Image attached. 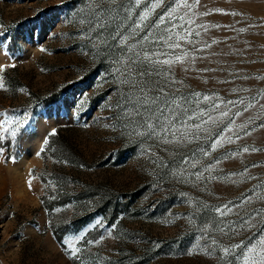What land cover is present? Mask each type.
I'll return each mask as SVG.
<instances>
[{
    "label": "rangeland",
    "instance_id": "1",
    "mask_svg": "<svg viewBox=\"0 0 264 264\" xmlns=\"http://www.w3.org/2000/svg\"><path fill=\"white\" fill-rule=\"evenodd\" d=\"M153 3L0 0V264H245L248 249L264 253V0H189L191 13L177 7L183 0H161L137 29ZM169 12L184 17V29H173L180 21ZM176 33L185 37L181 47L169 48ZM122 39L136 52L164 53L161 60L187 52L195 62L170 73L129 65ZM129 68L151 73L149 87L191 101L188 115L219 117L209 103L197 105L195 93L235 106L224 104L229 116L198 139L165 144L127 115L135 102ZM49 94L55 102L33 108ZM248 104L255 107L244 112ZM225 137L232 142L211 148ZM189 159L195 167L184 164ZM224 205L233 211L221 217L215 209Z\"/></svg>",
    "mask_w": 264,
    "mask_h": 264
},
{
    "label": "snow or ice",
    "instance_id": "2",
    "mask_svg": "<svg viewBox=\"0 0 264 264\" xmlns=\"http://www.w3.org/2000/svg\"><path fill=\"white\" fill-rule=\"evenodd\" d=\"M112 2H115V0H112ZM161 2V0H156V3L152 4V8L149 11H145L139 16V21L134 22L135 27L137 29H140L144 22L149 19L150 11L155 10V8L158 6V4ZM198 2V0H197ZM135 3L137 5L140 4V0H135ZM183 7L188 9L189 13H191V9L193 5L189 3V0H183V4L177 6ZM173 12L175 10H172ZM216 11H222L220 9H217ZM195 15V13H192ZM208 13H202V15H207ZM235 15L236 13H230ZM167 19L170 20H179L180 23L173 24L174 28H180L184 29L185 26V20L184 17H176L172 15V12H169ZM166 20L165 16H161L159 18L160 24H163ZM187 24H192L194 21L187 20ZM98 26L101 28L103 27L102 24H99ZM204 27V26H200ZM216 27H219V25H216ZM173 29H168V32H171ZM207 27H204V31H207ZM247 29L245 28H239L238 31L240 33L245 32ZM196 36H200V32L196 31L194 33ZM193 35V30L191 28L186 30L185 36L191 37ZM120 39V35L116 37ZM185 37H181L179 33H176V41L175 43H169L168 47L172 49H178L181 47L179 40L184 39ZM145 40H147V37H144ZM169 41H171L173 38L172 36L168 37ZM121 42L125 45L128 52L131 53V57H135V59H132L131 57L128 60L129 65L134 64H149L152 66L161 65V66H167V71L170 73L172 67L179 63L182 66L188 62V63H194L195 57H189V54L185 52L182 56H176L174 59H160V55H165L164 53H157L156 51H148L145 49H142L141 52H136L135 48L137 45L128 46L127 41L125 39H122ZM157 43L159 41H156ZM139 43V42H137ZM188 43L192 44L193 41L191 39H188ZM218 43L217 40L213 39L211 41V44L204 43L201 48H199V51H203L205 48H210L212 44ZM237 54H239L240 50H234ZM228 53H225L227 55ZM203 58V57H201ZM184 71H187L188 68L184 67ZM222 71H226V69H221ZM199 71H216V69H200ZM151 73L147 72H134L130 68L127 70V82L131 85L133 89H135V102L132 106V112L127 113V115L131 116L132 113H135L136 117H139L142 126L147 129V135L148 136H154L157 139L161 140L165 144H179V143H188L191 139H198L199 133L201 132H207L208 129L206 125L209 123H215L217 119L228 117L229 111L222 110V106L224 104H232L235 106L234 101H227V102H220L216 103V101L219 99L216 96H208V95H202L201 93H195L194 94V100L197 105L201 103V101L209 103L211 105V108L213 110H216L219 112V117H212L210 112L199 110L196 113H193L192 115H188V110L184 107L185 104L190 103L191 101L186 100L183 96H180L177 98L176 96L172 95L171 93L165 92L164 86H157L155 88H151L148 86L147 77L150 76ZM157 76L163 75V72L157 70L156 71ZM249 77L244 76L243 79H248ZM170 83H180L176 80H171ZM232 91H236V89H232ZM176 92H179V89H176ZM155 93V95H153ZM163 97V99H161ZM171 97V98H170ZM242 104L243 101H240ZM163 105V107H161ZM255 105L248 104L247 107L244 109V112H247L249 108H253ZM261 107H264V104L261 105ZM140 109H143V112L140 111ZM244 112L237 111L233 113V115L237 117H242L244 115ZM144 113H147L145 116ZM158 113V114H157ZM207 116V120H204L203 117ZM182 117H185V119H181ZM198 119L201 120V123L199 124H189L190 121ZM234 123V121H231ZM10 123V122H6ZM28 123L27 120L24 121V124L26 125ZM23 126V125H20ZM241 127H245V125H240ZM229 132H231V129H228ZM139 135H145L144 132L138 133ZM11 135L15 136L16 131L11 130ZM171 137V139H169ZM227 139L229 143H231V139L229 137H225L222 139H217L215 142L212 143L211 148L213 150H216L218 147H220L223 143V140ZM236 139H240L239 136L236 137ZM45 144H47V140L44 141ZM256 150V149H253ZM249 149L247 147L244 148V152H248ZM209 153L205 152L204 155H208ZM219 163V162H217ZM185 165L192 164V161L185 160ZM193 167H195V164H192ZM207 171L211 172V168L207 169ZM196 179H201L203 177V173H195ZM264 198V197H262ZM247 202H250V198L247 200ZM216 213H218L221 217L227 216L229 213L233 211V207H230L229 205H224L223 207H217L215 209ZM259 216V214H257ZM247 227L254 226L252 221H245L244 222ZM220 231H223V229H219ZM213 244L216 243V241H212ZM261 245H264V239L261 240ZM238 245H234L236 247ZM66 249L69 250L70 255L75 257L77 253L79 252L78 248H75L71 242L65 245ZM231 248H224L223 252L225 254H228L231 252ZM248 255L244 257L245 264H256L257 261H259V264H264V253H258L256 251V247L248 249Z\"/></svg>",
    "mask_w": 264,
    "mask_h": 264
},
{
    "label": "trees",
    "instance_id": "3",
    "mask_svg": "<svg viewBox=\"0 0 264 264\" xmlns=\"http://www.w3.org/2000/svg\"><path fill=\"white\" fill-rule=\"evenodd\" d=\"M12 70H15V69H12ZM13 82H14V79H13ZM56 99H57V97L55 96V94H49L48 97H46V96H44V97H37V99H36V101L34 103L33 108H35L37 105H43V106L49 105V104L55 102ZM19 136L20 135L18 134V136L16 138L18 139ZM14 154L15 155H18V153L16 152V150L13 152V155Z\"/></svg>",
    "mask_w": 264,
    "mask_h": 264
}]
</instances>
